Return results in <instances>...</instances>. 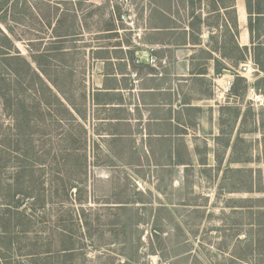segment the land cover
I'll return each instance as SVG.
<instances>
[{"label": "rangeland", "instance_id": "rangeland-1", "mask_svg": "<svg viewBox=\"0 0 264 264\" xmlns=\"http://www.w3.org/2000/svg\"><path fill=\"white\" fill-rule=\"evenodd\" d=\"M166 14L189 24V0H0V27L12 40L0 32V139L23 157L11 160L6 176L21 171L23 191L42 203L31 224L7 223L0 264H264V88L257 85L264 72L252 60L237 68L240 80L221 106L203 102L193 113L201 128L188 137L197 145L189 167L149 166L155 158L130 150L131 140L99 135L90 97L87 142L77 122L51 124L48 108L50 126L34 123L26 65L37 64L33 54L51 75L60 70L65 93L84 109L81 94L96 87L92 57L120 43L134 54L139 35ZM241 27V42L250 43L246 22ZM10 46L19 56L5 59Z\"/></svg>", "mask_w": 264, "mask_h": 264}, {"label": "crops", "instance_id": "crops-1", "mask_svg": "<svg viewBox=\"0 0 264 264\" xmlns=\"http://www.w3.org/2000/svg\"><path fill=\"white\" fill-rule=\"evenodd\" d=\"M233 3L238 36L227 14L230 8L220 5V0H189V24L187 20L177 24L182 22L177 15L166 14L156 17L162 24L147 29L143 37L139 35L137 44L149 51V63L137 57L138 49L130 55L124 44L109 47L116 51L106 55L93 56V130L97 127L99 135L121 142L131 140L130 150L141 149L147 160L155 158L149 166L189 167V152L197 145L196 139L189 142L188 137L201 128V120L193 113L201 111L203 102H209L210 107L222 105L225 95L220 86L234 75L230 69L223 68L219 74L216 69L228 66L238 70L233 59L223 53L227 38L234 35L239 47L250 44L241 42V22L248 24L245 0ZM247 36L250 42L249 32ZM118 48L126 51L119 54ZM203 85L209 87L208 95L203 94Z\"/></svg>", "mask_w": 264, "mask_h": 264}, {"label": "trees", "instance_id": "trees-1", "mask_svg": "<svg viewBox=\"0 0 264 264\" xmlns=\"http://www.w3.org/2000/svg\"><path fill=\"white\" fill-rule=\"evenodd\" d=\"M220 5H225L226 8H230L229 11H227V14L229 15L230 22L232 23V26L235 29L236 36H238L239 30H238V22H237V15H236V9L233 8L234 3L233 0H220ZM246 10L248 13V24L247 28L250 33V44L243 45L242 47H239L237 40L235 39L234 35L228 36L227 40V46L225 50H223V53L227 59H233V66L235 68H238L240 63H246L249 59L252 60L258 67L259 71L264 72V0H245ZM6 28L9 30L10 33H14V30L10 27V25L5 24ZM64 26V25H63ZM108 32H116V29L108 28L106 29ZM0 32L6 36V38L10 39L8 36L6 30L0 27ZM57 32V31H55ZM70 32V31H67ZM6 33V35H5ZM59 34V33H58ZM67 34L62 33L60 35H57L56 41L58 44L60 43L61 39ZM8 36V37H7ZM10 41H12L10 39ZM13 43V42H12ZM235 43V44H234ZM122 44H118L117 47H120ZM13 46H10L9 50L2 51L3 57L5 59L7 58H13L14 56L19 55H13L11 53V49ZM60 47H53L52 49L55 50H61ZM96 48V47H94ZM93 48V49H94ZM100 48V47H98ZM106 49L107 47H101ZM56 52V51H55ZM54 58H56V54H54ZM35 61L37 62L36 65H33L32 63H27L28 65V74L31 77L32 82V88H33V100L35 101L34 106V123L37 125L38 128H41L43 131L46 129V126H50L49 123H45L47 113L50 111L52 114H54V122L58 125L61 123L63 124L65 120L74 121L77 122L79 125V128L81 129V132H79V137H81V140L88 139V133L90 134V128L86 125L87 118L85 111L87 108H85L86 103L91 98L90 93H82L81 99L84 109L78 108L77 104L73 102V97H68L67 93H65V90L63 89L61 85V79L65 78L63 76L61 78L60 76V70L57 68H53L55 73L51 75L49 73V69L44 67L42 63H40V60L38 57L33 54L32 56ZM42 57V56H41ZM70 68H72L70 66ZM223 68L230 69L232 73L234 74V83L231 89V93H233L235 90L236 83L238 80H240L239 72L236 71L234 68L223 66L219 69H216V73L219 74L223 71ZM15 76L18 77V81L20 82L19 76L20 73L15 70ZM72 72L70 73V75ZM237 80L235 81L236 77ZM6 81V79H3ZM258 87L264 88V76L261 77V79L257 82ZM86 88V87H85ZM90 89V88H89ZM86 89V90H89ZM7 93H1L2 98L5 100ZM48 108V110H47ZM67 137H72L73 133L72 131H69L65 133ZM74 138V137H73ZM0 229L3 230V232L0 234V239L4 238L6 233L8 232L7 227L8 224H13L14 226L17 225L18 219L22 222H25L27 224H31L34 219L33 209L39 206H41L42 203H40V199L35 197L31 194V191L24 190L23 191V180L20 178L19 173L21 171L15 172V174L10 175L11 177L8 179L7 169L9 166V163L11 160H21L23 157L22 155L16 154L13 155L14 150H11L7 147L5 148L3 145L5 143L4 140L0 139ZM85 143V142H84ZM32 150V149H31ZM23 163V160L22 162ZM5 168V169H4ZM24 168V165H23ZM72 187V185H71ZM19 195H17V194ZM32 196V200L30 201V197ZM31 205V209L28 208V206ZM12 208H16L15 213L17 216L12 215ZM21 209V211H19ZM29 209V210H28ZM8 223V224H7ZM23 224V223H22ZM28 227H24L22 231H27ZM1 242V241H0ZM72 244H67L64 246L63 250L70 251ZM32 255H35L34 253H29ZM34 258V257H33Z\"/></svg>", "mask_w": 264, "mask_h": 264}, {"label": "built area", "instance_id": "built-area-1", "mask_svg": "<svg viewBox=\"0 0 264 264\" xmlns=\"http://www.w3.org/2000/svg\"><path fill=\"white\" fill-rule=\"evenodd\" d=\"M234 83V76L227 78L225 83L220 86V91L223 95H226L231 92L232 86Z\"/></svg>", "mask_w": 264, "mask_h": 264}, {"label": "water", "instance_id": "water-1", "mask_svg": "<svg viewBox=\"0 0 264 264\" xmlns=\"http://www.w3.org/2000/svg\"><path fill=\"white\" fill-rule=\"evenodd\" d=\"M136 55H137V57H139L141 59V61L147 62V63H149L150 58H151L149 51L145 50V49H138L136 51Z\"/></svg>", "mask_w": 264, "mask_h": 264}]
</instances>
